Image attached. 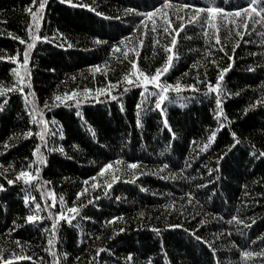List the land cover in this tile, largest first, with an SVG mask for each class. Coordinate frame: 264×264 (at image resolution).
I'll return each mask as SVG.
<instances>
[{
  "label": "trees",
  "instance_id": "16d2710c",
  "mask_svg": "<svg viewBox=\"0 0 264 264\" xmlns=\"http://www.w3.org/2000/svg\"><path fill=\"white\" fill-rule=\"evenodd\" d=\"M0 264H264V0H0Z\"/></svg>",
  "mask_w": 264,
  "mask_h": 264
}]
</instances>
